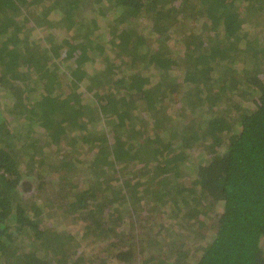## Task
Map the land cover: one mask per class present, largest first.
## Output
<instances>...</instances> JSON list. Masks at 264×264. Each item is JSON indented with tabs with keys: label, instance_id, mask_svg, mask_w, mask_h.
<instances>
[{
	"label": "trees",
	"instance_id": "16d2710c",
	"mask_svg": "<svg viewBox=\"0 0 264 264\" xmlns=\"http://www.w3.org/2000/svg\"><path fill=\"white\" fill-rule=\"evenodd\" d=\"M263 23L0 0V264H264Z\"/></svg>",
	"mask_w": 264,
	"mask_h": 264
},
{
	"label": "rangeland",
	"instance_id": "374dc122",
	"mask_svg": "<svg viewBox=\"0 0 264 264\" xmlns=\"http://www.w3.org/2000/svg\"><path fill=\"white\" fill-rule=\"evenodd\" d=\"M263 25V31H264V23L262 24ZM3 106H4V104H2ZM73 160H75L76 158H78V157H76L75 155L74 156H70ZM27 180H29V179H27ZM26 190L25 191H28L29 190V192L31 191V192H34L35 191V183H32V182H30V181H28V184L27 185H25V187H24ZM29 192H27V193H29ZM219 211H221V206H218L217 208H216V212H219ZM54 214H56V216H58V218H52V222L53 223H55V221L54 220H56V225L57 226H60V227H64V224L62 223L61 225H60V223L62 222L60 219H62L63 220V214L61 213V212H56V213H54ZM62 216V217H61ZM216 216V214L213 216H211V217H209L210 219H209V224H213V222H214V217ZM60 218V219H59ZM59 220V222H57ZM66 222V221H65ZM89 247V246H88ZM90 248V247H89ZM89 249H87V251H88ZM92 251H93V249H91ZM91 250H89L87 253L88 254H92V251Z\"/></svg>",
	"mask_w": 264,
	"mask_h": 264
}]
</instances>
